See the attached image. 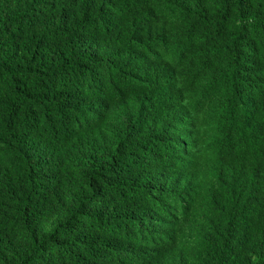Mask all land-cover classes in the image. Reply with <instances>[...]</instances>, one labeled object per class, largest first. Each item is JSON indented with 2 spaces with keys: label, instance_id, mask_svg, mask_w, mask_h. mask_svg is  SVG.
<instances>
[{
  "label": "trees",
  "instance_id": "obj_1",
  "mask_svg": "<svg viewBox=\"0 0 264 264\" xmlns=\"http://www.w3.org/2000/svg\"><path fill=\"white\" fill-rule=\"evenodd\" d=\"M0 264H264V0H0Z\"/></svg>",
  "mask_w": 264,
  "mask_h": 264
}]
</instances>
